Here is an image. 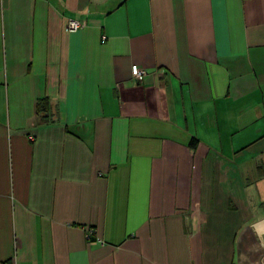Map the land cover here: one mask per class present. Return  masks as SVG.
<instances>
[{"label":"crops","instance_id":"0c3cea01","mask_svg":"<svg viewBox=\"0 0 264 264\" xmlns=\"http://www.w3.org/2000/svg\"><path fill=\"white\" fill-rule=\"evenodd\" d=\"M262 165L264 0H0V264H264Z\"/></svg>","mask_w":264,"mask_h":264},{"label":"built area","instance_id":"2783aa9c","mask_svg":"<svg viewBox=\"0 0 264 264\" xmlns=\"http://www.w3.org/2000/svg\"><path fill=\"white\" fill-rule=\"evenodd\" d=\"M82 26H83L82 23L70 20L67 22L66 30L68 32H75L79 30ZM130 76L133 82L143 83L147 79V77L150 76V74H148L146 71L142 70L138 66L133 65L130 68ZM93 233H94L93 230L91 228H88L86 231L87 239H90L93 236Z\"/></svg>","mask_w":264,"mask_h":264},{"label":"trees","instance_id":"16d2710c","mask_svg":"<svg viewBox=\"0 0 264 264\" xmlns=\"http://www.w3.org/2000/svg\"><path fill=\"white\" fill-rule=\"evenodd\" d=\"M49 111H50V107H49V104H48L46 99L45 100L42 99V100H39V101L36 102V113L38 115H40V114L46 115V114L49 113ZM261 169L264 170V166L263 165L257 167L256 168V172L259 174Z\"/></svg>","mask_w":264,"mask_h":264}]
</instances>
